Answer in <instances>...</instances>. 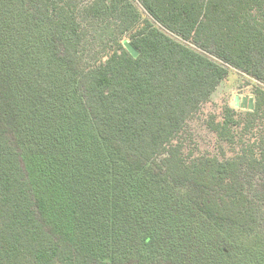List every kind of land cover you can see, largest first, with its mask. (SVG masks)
<instances>
[{"label":"trees","instance_id":"16d2710c","mask_svg":"<svg viewBox=\"0 0 264 264\" xmlns=\"http://www.w3.org/2000/svg\"><path fill=\"white\" fill-rule=\"evenodd\" d=\"M0 264H264V0H0Z\"/></svg>","mask_w":264,"mask_h":264},{"label":"rangeland","instance_id":"374dc122","mask_svg":"<svg viewBox=\"0 0 264 264\" xmlns=\"http://www.w3.org/2000/svg\"><path fill=\"white\" fill-rule=\"evenodd\" d=\"M252 80V79H251ZM253 86L247 85L245 81L237 74H232L224 81L211 97L209 103L205 107L200 118L194 123L193 128L195 131V143L197 145V153H214L217 151V142L215 135L212 134L207 127L206 121L211 117H214L219 121L227 108L234 109L235 119L238 121V125L235 127V133L237 136L245 135L244 125L247 120V112L240 108H234L235 96L241 97L247 95H254ZM248 137L251 134L246 135ZM195 145V147H196Z\"/></svg>","mask_w":264,"mask_h":264},{"label":"water","instance_id":"95a60500","mask_svg":"<svg viewBox=\"0 0 264 264\" xmlns=\"http://www.w3.org/2000/svg\"><path fill=\"white\" fill-rule=\"evenodd\" d=\"M123 46L132 58L137 59L140 56L139 51L135 49L129 40H124ZM234 108L253 112L255 109V97L253 95H247L244 97L239 95L235 96Z\"/></svg>","mask_w":264,"mask_h":264}]
</instances>
